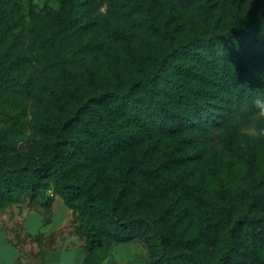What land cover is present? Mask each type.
Wrapping results in <instances>:
<instances>
[{"label":"trees","instance_id":"obj_1","mask_svg":"<svg viewBox=\"0 0 264 264\" xmlns=\"http://www.w3.org/2000/svg\"><path fill=\"white\" fill-rule=\"evenodd\" d=\"M197 1L58 0L38 11L0 0V208L47 210L60 197L84 239L82 264L133 240L148 264H264V186L252 177L247 190L209 192L193 175L198 138L250 162L235 141L251 123L264 145V0H205L182 33ZM233 1L224 25L215 8ZM142 35L152 56L107 86V48ZM28 98L39 121L25 118Z\"/></svg>","mask_w":264,"mask_h":264},{"label":"rangeland","instance_id":"obj_2","mask_svg":"<svg viewBox=\"0 0 264 264\" xmlns=\"http://www.w3.org/2000/svg\"><path fill=\"white\" fill-rule=\"evenodd\" d=\"M58 0H34V5L36 10L41 11L49 7H56ZM106 9L105 5L99 7V11L104 12ZM207 7L205 0H198L186 13V21L184 32L192 27L193 20L202 17L206 11ZM236 9V1L233 2H221L215 8V16L219 17L224 25H227ZM208 10V9H207ZM26 19L28 17L26 16ZM181 34H178V37ZM154 44L153 41L146 35L140 36L133 45L123 46H110L107 48V58L108 63L101 62L99 60L100 71L103 74V79L109 87H114L117 83L122 84L123 81L129 79L138 72V61L141 59H148L152 56ZM112 60H116L118 66L114 65ZM125 64V66L122 65ZM96 66V65H95ZM123 66V68L121 67ZM124 72L125 78L123 76L119 77L120 71ZM119 81V82H118ZM28 115L25 117L26 120L39 121L42 117L38 113H34V106L31 99H27ZM257 131L251 123H242L240 129V135L236 139V144L242 146L250 155V162L245 159L240 158L236 154L232 153L230 150L224 148L212 147L209 141L203 138H198L196 140L195 150L200 155V159L193 166L194 176L200 174L205 181V184L209 192H213L219 186H226L230 190L238 192L247 190L250 186L251 178H254L257 187L261 188L264 186V182L260 178V168H264V145L260 144L257 140ZM30 138L23 141H18L17 145H20L22 152H31L30 149ZM26 205L21 203L20 206ZM66 205L63 201H59L56 204L53 214L51 215L52 223L57 225L59 221L64 216V211L66 210ZM48 210V209H47ZM38 215L35 213L31 214L27 219V230L32 233L38 232L36 228V219ZM48 214L42 215V225L48 223ZM73 217L67 226L64 228L53 232L52 234L46 236L45 243L42 241L44 235H41L40 244L35 243L33 236H29V240L25 243H31L27 246V250H44V247H52V244L56 240V236L64 233V236H69L73 233ZM28 237V236H27ZM25 237V238H27ZM77 240L79 237H76ZM50 244L47 246V243ZM80 241L76 242L78 245ZM44 245V247L42 246ZM54 245V244H53ZM48 250H82L80 248H74L68 246L66 248L55 247ZM259 253L264 256V247L258 250ZM219 252V247H210L208 250L203 251L202 254L208 256H214ZM99 264H148V257L146 246L139 240H133L126 243H112L106 249L100 250L97 253Z\"/></svg>","mask_w":264,"mask_h":264},{"label":"crops","instance_id":"obj_3","mask_svg":"<svg viewBox=\"0 0 264 264\" xmlns=\"http://www.w3.org/2000/svg\"><path fill=\"white\" fill-rule=\"evenodd\" d=\"M59 201L63 200L56 196L52 207L48 210L27 205L20 206L21 203H14L8 207L0 208V264H82L85 257L84 239L74 233L69 236H64V233L57 235L54 245L52 244V247L46 248L42 245L44 250H40L39 255L38 250L26 249L31 243H25V241L29 240V236L35 234L27 230V219L31 214L38 215L36 216V228H38V232L44 235L45 238L42 239L44 243L47 239L46 236L69 224L72 215L67 206L61 221L57 225L51 222V215ZM44 214L49 215L46 220L48 223L42 225V215ZM76 237L82 240H77ZM77 241H80L78 245L76 244ZM49 244L50 241L47 246ZM68 246L78 247L82 250H48Z\"/></svg>","mask_w":264,"mask_h":264},{"label":"clouds","instance_id":"obj_4","mask_svg":"<svg viewBox=\"0 0 264 264\" xmlns=\"http://www.w3.org/2000/svg\"><path fill=\"white\" fill-rule=\"evenodd\" d=\"M260 115H261V116H264V109H261V111H260Z\"/></svg>","mask_w":264,"mask_h":264}]
</instances>
